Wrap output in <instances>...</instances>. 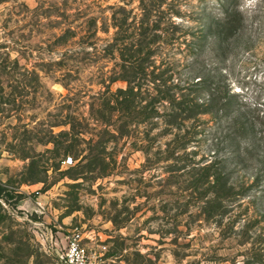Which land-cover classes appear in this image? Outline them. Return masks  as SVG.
<instances>
[{
  "label": "rangeland",
  "instance_id": "374dc122",
  "mask_svg": "<svg viewBox=\"0 0 264 264\" xmlns=\"http://www.w3.org/2000/svg\"><path fill=\"white\" fill-rule=\"evenodd\" d=\"M156 75L217 113L174 120ZM127 79L134 117L110 112ZM0 191V264H54L73 232L98 264H264V0H0Z\"/></svg>",
  "mask_w": 264,
  "mask_h": 264
},
{
  "label": "trees",
  "instance_id": "16d2710c",
  "mask_svg": "<svg viewBox=\"0 0 264 264\" xmlns=\"http://www.w3.org/2000/svg\"><path fill=\"white\" fill-rule=\"evenodd\" d=\"M150 11H148L145 14V19L148 20V18L150 17ZM144 15V13H143ZM144 19V20H145ZM154 24H153V28L151 29L152 31H156L158 29L157 27V21L154 20ZM125 24L124 19L121 20L120 22H116L113 24L114 28H116V36H115V41H118V38L120 40V36L121 33H123L125 30L123 29V25ZM118 37V38H117ZM154 44V43H151ZM149 45V44H147ZM131 46L135 47V49H132ZM143 45L142 43H130L129 44V50L132 51V54H130L131 56H129L128 61L130 60H135V64H132V66L129 67V74L131 78H138L137 76H145V69L144 66H142V61L146 60L152 53H150L149 51H146L143 53ZM127 49V48H126ZM144 58H142L141 60H139V57L142 56ZM151 75H153V71H151ZM159 78V79H158ZM129 80V79H127ZM156 81H158L159 83L156 84ZM150 82L154 85L152 90L155 91V98H161L162 100H165L169 103V116H172V118L177 119V117H179V114H185L184 115V119H190L193 116L196 115H202V114H206V113H210V114H216L217 113V107L219 106V102H220V98H217V89H208L207 91V100L206 102H202L199 103L198 99L194 96L190 97V92L189 94L185 95H181L180 98L176 101V97H175V92L171 91L172 88H164L163 90L160 89L161 86L165 87V82L161 79L160 76H153L150 79ZM161 84V85H160ZM204 86V82L202 81V79L198 80L195 83H192L189 85L190 89L192 87H201ZM140 88V87H139ZM169 91H171V93H169ZM191 91V90H190ZM139 93L134 92V86L132 85V79L128 81V87L126 90L124 91H118V94L112 95L113 99H114V105L115 108H110V112L112 113L117 112V116H125V114H130V116L134 117V113L137 109V105L139 103V101L136 103L135 98ZM123 97H122V96ZM184 96V97H183ZM188 96V97H187ZM155 99V100H156ZM102 106L100 108H98L97 110V118L96 122L98 123H102L105 124L106 126L108 125V122L110 118L108 117H104L105 115L102 114L103 109H105L107 103H103L101 104ZM208 105L210 106V108H208ZM223 108H225L226 105H222ZM227 107V106H226ZM137 112V111H136ZM156 109L153 107V103H149L147 105L141 106L140 110H139V114L141 115V117L143 119H149L152 118L153 116H155L156 113ZM121 114V115H120ZM180 118V117H179ZM254 127H255V123L254 122H250L247 120L242 119L240 116L234 117L233 119V128H235V131L237 133H240L241 135H246L248 133H255L256 131H254ZM202 174H200L201 176H203L204 178H206L209 173V167L205 166L204 168H202ZM207 179V178H206ZM218 177L217 179H215V181L211 182L212 185H216V183L218 182ZM201 181V179H199ZM208 183H210V181H208ZM223 191H225L222 188ZM1 192V191H0ZM215 194V195H214ZM227 195H229V191H225L223 193V195H218L216 192L213 193V198L208 199L207 203H209L210 201H213L212 203H215L218 199L221 198H227ZM1 198V197H0ZM215 201V202H214Z\"/></svg>",
  "mask_w": 264,
  "mask_h": 264
},
{
  "label": "built area",
  "instance_id": "2783aa9c",
  "mask_svg": "<svg viewBox=\"0 0 264 264\" xmlns=\"http://www.w3.org/2000/svg\"><path fill=\"white\" fill-rule=\"evenodd\" d=\"M88 239L79 232L67 235L62 247L55 249L54 264H98L86 245Z\"/></svg>",
  "mask_w": 264,
  "mask_h": 264
}]
</instances>
